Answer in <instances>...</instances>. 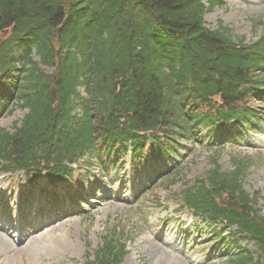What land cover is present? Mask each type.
<instances>
[{"label": "trees", "instance_id": "trees-1", "mask_svg": "<svg viewBox=\"0 0 264 264\" xmlns=\"http://www.w3.org/2000/svg\"><path fill=\"white\" fill-rule=\"evenodd\" d=\"M222 5L0 0V96L8 114L27 110L13 132L0 126V168L24 169L29 180L55 186L86 153L102 158L129 143L143 151L150 141L167 150L186 149L180 142L216 144L217 128L230 122L255 129L264 122V20L248 42L222 21L206 25L207 12ZM239 138L233 131L220 140ZM234 159V168L223 170L215 157L184 186L180 208L236 226L259 252L245 249L232 261L260 263L264 214L243 185L248 162ZM127 240L116 231L105 235L95 264H121Z\"/></svg>", "mask_w": 264, "mask_h": 264}, {"label": "rangeland", "instance_id": "rangeland-1", "mask_svg": "<svg viewBox=\"0 0 264 264\" xmlns=\"http://www.w3.org/2000/svg\"><path fill=\"white\" fill-rule=\"evenodd\" d=\"M223 1V6L207 12L206 25L216 28L222 21L237 37H244L248 42L257 39L262 32L258 21L264 20V0ZM42 67L47 72L53 71L51 66ZM80 90L84 95V88ZM26 111L19 107L11 115L0 117V126L14 131ZM210 146L208 142L199 143L190 145V150L174 149L157 153L158 156L156 148L148 149L144 156L120 151L107 160L110 169L104 173L93 162L87 170L82 169L86 192L95 189L94 197L86 206L71 214H63L62 209L59 218L52 213L50 220L44 214L41 226L32 228L30 221L29 229L23 225L27 222L26 216L32 214L20 216L19 206L26 207L22 202L26 203L34 195L29 204L42 202L44 195L35 194L39 186L31 192L25 190L28 184L24 172L0 170V198L8 205L6 212L5 207L1 211L0 205V217L5 213L3 218L7 219L6 214L12 211L9 227L4 221L0 223V264H92L88 254L101 245L105 233L113 231L132 238L122 264H234L232 257L241 250L259 252L254 240L242 236L234 235L238 242L227 243L234 229L224 234L218 225L205 223L189 211L175 212L187 182L204 175L215 157L223 170L233 169L235 157L248 162L243 185L256 199L259 213L264 214V124L255 132L245 130L238 143H227L217 152ZM165 169L173 172L180 169L181 173L169 182L166 177L170 172L157 176L158 170ZM145 186L148 192H144ZM68 187L64 184L58 189L62 192ZM35 209L32 208V213ZM12 221H15L14 228ZM18 221L24 231H16ZM219 235L225 241L216 240ZM249 264H264V260Z\"/></svg>", "mask_w": 264, "mask_h": 264}]
</instances>
